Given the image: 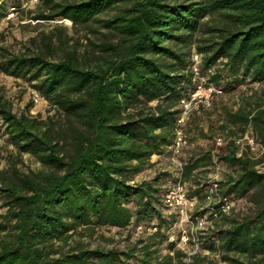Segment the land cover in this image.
I'll return each instance as SVG.
<instances>
[{
	"label": "trees",
	"instance_id": "1",
	"mask_svg": "<svg viewBox=\"0 0 264 264\" xmlns=\"http://www.w3.org/2000/svg\"><path fill=\"white\" fill-rule=\"evenodd\" d=\"M41 1L33 19H66L72 31L89 29L96 39L86 38L87 49L54 24L30 39L33 48L0 59V72L35 81L55 110L44 118L15 112L0 86V123L9 143L16 155L30 154L40 165L0 170L7 221L0 225V264H185L165 234L177 223L161 201L169 173L137 177L171 152L179 100L192 84V48L201 54L200 81L220 87L222 95L246 89L235 108L214 95L210 107L193 111L183 125L186 137L194 114H216L208 117V132L197 130L211 140L209 148L186 158L182 148L189 200L201 202L199 170L215 157L230 170L219 182L221 193L236 201L230 215L214 221L204 247L226 261L232 255L264 259L259 160L237 155L231 139L214 143L218 133L232 138L248 131L264 146V92L254 88L264 84V0ZM9 6L22 11L19 0H0V20ZM152 223L156 231L124 249L56 245L67 244L77 229L91 234ZM162 248L172 254L160 257Z\"/></svg>",
	"mask_w": 264,
	"mask_h": 264
},
{
	"label": "rangeland",
	"instance_id": "2",
	"mask_svg": "<svg viewBox=\"0 0 264 264\" xmlns=\"http://www.w3.org/2000/svg\"><path fill=\"white\" fill-rule=\"evenodd\" d=\"M42 7V1L38 0L37 3L32 4L27 9L18 10L9 20L3 21L0 24V59L2 55L17 53L21 50H25V47L33 48L34 46L30 42V39L36 37L41 31L47 32L54 24L65 26L68 34L74 38L79 39L78 42L81 45H88L86 38L91 41H95L96 34L82 27L77 28L76 31L71 30L70 22L66 19L56 18L52 21L35 20L33 19L34 13H36ZM104 16V15H102ZM87 49H92L91 45H88ZM35 81H28L24 77L12 76L4 72H0V86H2V93L4 97L11 103L12 109L15 112L27 111L28 114L33 116L45 117L55 112L43 96L33 87ZM259 93L264 92V84L255 86ZM246 91L245 87L235 90L229 94L222 95L221 101L228 106L235 108L240 102L239 92ZM33 91H36L41 100L35 103L32 100ZM210 110V109H209ZM212 112V111H211ZM193 119L186 126V137L183 157H189L196 154L200 150H205L210 146V139L202 138L198 134V128H201L203 132H208V126L211 117L212 120L216 118L215 112L211 115L204 113L194 114ZM241 134V133H240ZM237 134L234 137L239 136ZM217 135H223L224 133H218ZM216 135V136H217ZM215 136V137H216ZM258 160H264V157L258 158ZM14 164L21 172H29L39 169L40 165L36 159L30 154L16 155V149L9 143L8 137L4 133L3 125L0 123V170L10 168ZM264 166V165H261ZM170 167L168 162V156L160 157L154 166L150 170H146L137 177L150 178L154 171H159L160 168ZM206 171L201 168L199 170V178H206L210 172V165L204 167ZM169 169V168H168ZM223 178L224 174L229 172V168L222 164ZM264 169V168H261ZM165 172V171H164ZM200 200H192L190 211H194L197 203ZM5 213V207L0 200V225L7 224V221L3 218ZM218 224L223 223L222 220L217 221ZM216 228L213 224V229ZM130 228L117 229L113 227H98L91 234L82 232L77 229V232L73 233L72 237L67 241V244L56 243L57 246H61L62 250L75 245H82L86 248H101L107 249L112 246L124 249L135 241L137 235ZM211 229L208 231V233ZM0 231V237H1ZM218 251L209 250L208 254H197L200 263L205 264L211 261L214 264H264V259L260 260L258 257L248 259L239 255H232L233 261L223 260ZM260 260V261H259ZM194 262V260H193ZM195 264V263H194Z\"/></svg>",
	"mask_w": 264,
	"mask_h": 264
},
{
	"label": "built area",
	"instance_id": "3",
	"mask_svg": "<svg viewBox=\"0 0 264 264\" xmlns=\"http://www.w3.org/2000/svg\"><path fill=\"white\" fill-rule=\"evenodd\" d=\"M20 8L27 9L30 5L37 3L38 0H19ZM17 8L9 6L4 18L0 20H9L15 13ZM201 62V54L191 49L189 56V67L192 73V84L188 92L182 96L178 104V113L175 117V137L171 152L168 155L170 167L160 168L162 172H168L169 176L163 181L161 187L163 195L161 198L162 205L165 208L164 213L174 212L177 216V223L172 225L170 230L165 231L167 241L174 243V247L182 250V261L185 264H194V256L197 254H208V249L204 247L203 239L208 231L213 228L214 221L220 216H227L235 209L236 201L229 195L221 193L220 181L223 179L222 163L215 157H212L210 164V172L204 179H198L199 186H204L201 202L197 203L194 211H190L193 203L188 198V190L190 185L181 179L183 168L182 148L185 144V136L183 125L187 122L193 111L198 108H208L212 103L214 95L223 94V90L211 82L200 81L199 66ZM32 100L37 103L41 97L36 91H33ZM229 139L233 140L237 155L242 152L246 153L249 158L258 160L264 157V146H262L254 137L250 136L248 131L237 137L228 138L223 135H217L214 138L215 145H223ZM264 160H260L255 168L259 172H264ZM169 168V169H168ZM175 228V232L173 229ZM155 223L138 224L132 229L137 238H143L148 234L156 231ZM136 238V239H137ZM166 248H162L159 255L166 254ZM159 257V259H160Z\"/></svg>",
	"mask_w": 264,
	"mask_h": 264
}]
</instances>
